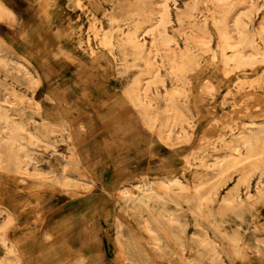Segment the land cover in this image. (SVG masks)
I'll return each instance as SVG.
<instances>
[{"label": "rangeland", "instance_id": "374dc122", "mask_svg": "<svg viewBox=\"0 0 264 264\" xmlns=\"http://www.w3.org/2000/svg\"><path fill=\"white\" fill-rule=\"evenodd\" d=\"M158 1L0 0V57L8 59L0 65V98L5 88L15 90L21 101L7 98L30 129L42 133V119L53 126L43 141L29 145L33 160L24 174L15 170L14 152L0 145V224L7 210L14 214L6 234L22 264H77L82 257L81 264H264V128L249 151L239 140L240 132L264 122V54L250 65L225 64L217 32L225 5H233L225 18L231 26L232 14L250 3L252 12L241 15V23L264 53V0H169L167 31L197 63L187 62L183 75L174 76L158 55L164 86H151L152 102L143 112L126 91L145 69L149 36L140 55L126 36L135 24L155 21L149 12ZM191 22L207 33L208 48L188 41L197 33L188 28ZM18 59L38 73L36 85L17 68ZM173 86L182 89L176 99L189 119L168 139L159 134L166 116L161 94ZM257 162L258 170L252 167ZM33 170L41 175L28 174ZM245 173L247 190L239 181ZM63 174L69 190L58 182ZM174 174L183 187L198 179L201 196L211 197L208 205L193 211L189 189H176L173 202L165 198L163 204L119 195L124 187L137 195L150 187L160 191L158 179ZM236 184L238 202L226 206L222 196ZM161 208L177 215L179 226L161 219ZM144 218L161 240L159 250L150 245ZM204 232L216 240L222 263L198 250ZM9 258L0 243V264Z\"/></svg>", "mask_w": 264, "mask_h": 264}, {"label": "bare ground", "instance_id": "6f19581e", "mask_svg": "<svg viewBox=\"0 0 264 264\" xmlns=\"http://www.w3.org/2000/svg\"><path fill=\"white\" fill-rule=\"evenodd\" d=\"M168 1L169 0L158 1L157 6L153 10V12H149V14H156V17H155L156 19L154 22L149 23L148 25H145V26H142L141 24L137 23L133 26V29L128 31L127 36H126L127 43L129 44L133 53L136 55H140L141 51L145 48L146 40L144 38V35L147 34L149 36L150 46L148 50L146 51V54L142 57L143 59L142 61L144 62L145 69L141 70L137 74V76L133 79V81L131 82V84L129 85L126 91L130 100L132 102L137 103V105L141 108L143 112L148 111L149 105L152 102L151 95L153 94H152V91L150 90L151 86L154 85L156 82H160L161 86H164L163 81L160 80V75L158 73L159 67L156 64L157 63L156 57L158 55H164L166 57L167 65H168L167 66L168 73L174 76L183 75L185 71V64L187 62H193V63L195 62V64L197 63V61L195 60V57L192 56V54H190V52L187 51V48L182 49L178 47L177 40L172 35H170L169 32L167 31L166 26L170 21ZM216 1L225 5V3H227L228 0H216ZM238 1H243V0H238ZM192 6L195 7L194 2ZM194 7H191V8H194ZM232 7H233L232 4H229L228 6L225 5V8H223V10L221 11V15L219 19H217V29H218L217 32H218V36L220 38V43H221L220 46L222 49L221 51L222 60H223V63L228 64L230 62L236 67L242 64L250 65V63H255L256 61L259 60L258 55L264 54L261 52L260 49L256 47L255 41L253 39L254 36H251L250 35L251 33L250 34L248 33V31L245 28L246 25L244 26L241 23V18H240L241 15H245V14L247 15L248 14L247 12H250L252 10L251 8H253V5L249 3L248 5L249 8L247 7V9L245 8V10L240 9V10L235 11L231 16L232 21H231V26H230L225 22L226 21L225 18H227L231 14ZM190 14H189V17L192 15ZM261 25H264V23H262ZM188 28L191 31L196 30L197 32L196 34H191L189 36L188 41L191 42L192 44H195L198 46L200 45V46L208 48L207 33L204 30L197 27L195 22L189 23ZM262 29H264V27H262ZM171 44L174 45V47H172ZM226 48L230 50L229 53H226L225 51ZM20 59L21 60L23 59V62H25L26 64H30L26 58H23L22 56H20ZM20 59H18V61L15 62L17 68L22 70L26 75L29 76L30 83H32L33 85H36L40 79L38 73L34 71V74H31L29 72V69L24 65V63ZM7 63H8L7 58L0 57V65L5 67ZM181 90L182 89L179 88L178 86H173L172 88H169V89H167L166 87H163V93L161 94V96L164 101V111L166 112V116H165L164 121L160 125L161 128L159 130V134L161 135V133H163L164 135H166L167 138L170 134L171 129L174 126H177V128L179 129L178 131L180 132L184 128V123L188 122L187 120L189 119L186 113L182 111L181 107L177 103L176 97L181 93ZM8 96L20 97V101L22 98V96H19L15 90L8 89V88L4 89L3 96L0 98V145L14 152L15 170L17 171L18 174L20 173L24 174L26 173V171H24L25 168L23 167L25 166L26 162L29 161L30 159L33 160V153L31 149L29 148V145H34L38 142L43 141L41 136L45 134L44 135L45 137L48 132H51L53 130V126L50 125L44 119H42L41 126L42 127L44 126V131H42V133L39 128L35 130L30 129L27 123H25V121L21 119L22 118L21 114L19 112H15L14 105L16 102L8 99L7 98ZM30 103L36 110L41 108L40 104L35 100H31ZM251 124H254V122H251ZM260 128L261 129L264 128V122L258 124L257 128H251V129L248 128L246 131L240 132L239 134L240 143L246 147L247 151H249V147H251L253 143L258 141L259 132H262V130L261 131L259 130ZM233 150L238 151V146L237 145L233 146ZM71 155L73 157L76 156L73 150L71 151ZM225 157H228V155ZM246 157L247 155L245 156V158ZM246 159H249V158H246ZM0 161H1V153H0ZM259 163L260 162L253 163L252 167L254 169L257 168L259 166ZM212 166H213L212 169L214 173H218L220 167H216L215 164H213ZM256 170H258V168ZM28 174L34 177L41 175L40 173L37 172V170H33L31 173H28ZM249 175L250 174L248 175L246 174L242 176L241 180H239L245 184L246 190L248 188ZM62 178L64 180L62 181L60 180L58 182L63 187V189L69 190L71 186L68 183V181H66L68 180L69 177L66 174H63ZM158 181L160 182V184H158L160 191H156L150 187V188H146L144 192L141 190L142 193L141 194L138 193L139 195H137L133 191L124 187L119 190V195L133 199L139 204L148 205L150 204L149 202L151 200H155L163 204L165 198H168L172 201L173 199L172 196L174 195V191L176 189H180V190L189 189L191 191V194H189L190 196L189 195L188 196H189V199L193 201V206L191 207V209L193 211H198V212L202 207H206L211 199V197L208 196L209 194H207V197L201 196L202 183L198 179L194 181L193 185L190 186V188L186 186L183 187L184 183H182L177 177V175L175 174L172 175L171 177L159 178ZM145 186H146V183H145ZM137 188L139 189V187ZM74 189L75 187H73V190ZM238 190L239 189H238L237 184L234 185L231 189L226 191V193L222 196V202L226 206H233L235 203L238 202L237 201L238 195H239ZM212 194L214 195L215 192ZM239 201L241 202V200ZM160 217L165 222H168L171 224L175 223L178 225V223L181 222L178 220L177 215H175L173 212L165 208H161ZM14 220H15L14 214L11 211L7 210V215H6L5 220L2 224H0V243L2 246L5 247L6 253L11 255V258H9V262L6 264H22V260H21L19 252L17 251L13 243L9 242V238L6 234V230L8 229V227H10L13 224ZM143 225H144L145 231L149 233L150 245L154 249L159 250L161 240L159 239L156 232L154 231L155 232L154 233L152 228L149 226V220L147 218L143 219ZM202 229L203 231L206 230L205 228H202ZM180 230H179V233H180ZM171 233H173V231ZM46 237L49 238V235H46ZM197 245L199 246V249H198L199 251H205L206 254L209 255L208 256L209 261L214 262L216 260V257L218 258L217 259L218 262L222 261L218 255L219 252L216 247V240L208 237L205 234V232L204 234L199 235L197 237ZM84 260L85 258L82 257V260H79V261L77 260L79 262L77 264L83 263Z\"/></svg>", "mask_w": 264, "mask_h": 264}, {"label": "crops", "instance_id": "0c3cea01", "mask_svg": "<svg viewBox=\"0 0 264 264\" xmlns=\"http://www.w3.org/2000/svg\"><path fill=\"white\" fill-rule=\"evenodd\" d=\"M82 256H80V258H81Z\"/></svg>", "mask_w": 264, "mask_h": 264}]
</instances>
